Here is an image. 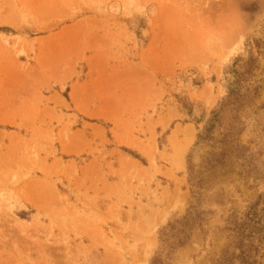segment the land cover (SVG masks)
<instances>
[{
	"label": "rangeland",
	"instance_id": "1",
	"mask_svg": "<svg viewBox=\"0 0 264 264\" xmlns=\"http://www.w3.org/2000/svg\"><path fill=\"white\" fill-rule=\"evenodd\" d=\"M0 264H264V0H0Z\"/></svg>",
	"mask_w": 264,
	"mask_h": 264
},
{
	"label": "bare ground",
	"instance_id": "2",
	"mask_svg": "<svg viewBox=\"0 0 264 264\" xmlns=\"http://www.w3.org/2000/svg\"><path fill=\"white\" fill-rule=\"evenodd\" d=\"M197 1H198V0H197ZM35 3H36V2H35ZM176 8H177V7H176ZM165 9H166V7H165ZM167 10H168V9H167ZM175 13H176V12H175ZM185 16H186V15H185ZM230 32H231V31H230ZM232 34H234V33L231 32V35H232ZM226 36H228V34H227ZM233 36H234V35H232V37H233ZM235 36H236V35H235ZM228 38H229V36L226 37L227 41L229 42L230 39H228ZM232 39H234V38H232ZM183 41H184V40H183ZM224 41H225V40H224ZM233 41H234V40H233ZM179 42H180V41H179ZM230 43H232V42H229V44H230ZM225 44H226V43H225ZM228 46H229V45H228ZM226 48H227V47H226ZM176 51H177V50H176ZM178 51H179V50H178ZM229 51H230V49L228 50V52H229ZM181 52H182V51H181ZM185 52H186V51H185ZM226 53H227V52H226ZM175 54H176V52H175ZM184 54H185V53H184ZM187 54H188V53H187ZM227 54H228V53H227ZM186 133L189 134V132H186ZM188 134H187V135H188ZM190 135H191V134H190ZM190 135H188V136H190ZM188 136H187V139H188ZM190 137H191V136H190Z\"/></svg>",
	"mask_w": 264,
	"mask_h": 264
}]
</instances>
